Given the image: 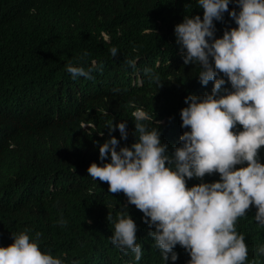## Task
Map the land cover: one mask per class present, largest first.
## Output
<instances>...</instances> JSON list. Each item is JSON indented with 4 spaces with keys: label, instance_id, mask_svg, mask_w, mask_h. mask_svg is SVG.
I'll return each instance as SVG.
<instances>
[{
    "label": "trees",
    "instance_id": "trees-1",
    "mask_svg": "<svg viewBox=\"0 0 264 264\" xmlns=\"http://www.w3.org/2000/svg\"><path fill=\"white\" fill-rule=\"evenodd\" d=\"M24 5L29 12L47 10L41 0ZM52 7L58 13H52L57 16L49 25L42 18L24 25L29 13L18 10L10 16L9 4L1 8L0 109L6 108L4 118L23 107L37 112L35 120L52 131V145L22 162L3 161L0 152V222L10 235L0 239V246L13 243L12 234L30 230L33 239L43 233L42 251L69 264H164L142 210L123 191L111 192L107 181L93 179L87 168L103 163L96 141L102 144L110 135L120 139L118 128L109 133L112 123L127 120L128 138L120 146L135 142L137 108L152 117L143 121L149 130L162 121L161 141L170 153L180 144L179 137L190 130L181 127L185 97L211 92L214 81L202 85L199 65L184 63L174 26L185 15L203 18L204 10L197 0H63ZM232 8L239 11L234 3ZM215 23L217 37L238 26L227 12ZM69 63L93 68V78L73 79L66 70ZM88 123L94 126L92 135L83 127ZM121 211L138 226L140 260L112 243V221ZM248 221L239 217L236 227ZM174 250L179 254L175 264H187L189 253L179 244ZM167 264H173L170 258Z\"/></svg>",
    "mask_w": 264,
    "mask_h": 264
},
{
    "label": "clouds",
    "instance_id": "clouds-1",
    "mask_svg": "<svg viewBox=\"0 0 264 264\" xmlns=\"http://www.w3.org/2000/svg\"><path fill=\"white\" fill-rule=\"evenodd\" d=\"M34 1L38 0H0V24L5 20L1 16L5 4L10 16L18 10L29 13L24 25L41 18L49 25L57 16L52 13H58L52 5L63 2L41 0L49 14L29 12L24 3ZM230 3L239 11L229 10ZM197 4L204 10L203 18L185 15L174 26L184 63L199 65L202 85L214 81L211 92L185 97L181 127L190 130L183 132L170 153L169 145L161 141L162 121L149 130L143 121L152 117L137 108L135 142L120 146L128 138L127 120L112 123L109 133L118 128L120 139L110 135L102 144L96 141L103 163L92 162L87 172L95 180L107 181L111 192L123 191L128 202L142 210V219L154 228L149 234L164 264L169 258L173 264L178 260L177 244L189 253L187 264H264L260 238L264 234V0H197ZM226 12L238 26L225 28L217 37L215 21H222ZM110 51L115 57L118 48ZM66 70L73 79L93 78V68L81 64L69 63ZM152 79L159 82V74ZM5 114L6 108L0 109L3 161L22 162L52 145V131L35 120L34 110L23 107L9 118ZM83 127L92 135V124ZM239 217L249 218L247 225L236 227ZM112 223V243L125 253L131 250L140 260L143 251L134 218L121 211ZM3 230L0 222V239L8 240L10 235ZM29 231L12 234L14 242L0 246V264H69L41 250L43 233L36 232L33 239ZM248 252L255 260H248Z\"/></svg>",
    "mask_w": 264,
    "mask_h": 264
}]
</instances>
